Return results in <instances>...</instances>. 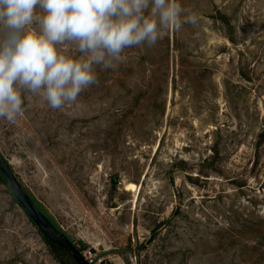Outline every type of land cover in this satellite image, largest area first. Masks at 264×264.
Here are the masks:
<instances>
[{"label": "rangeland", "instance_id": "374dc122", "mask_svg": "<svg viewBox=\"0 0 264 264\" xmlns=\"http://www.w3.org/2000/svg\"><path fill=\"white\" fill-rule=\"evenodd\" d=\"M180 2L198 23L97 67L78 104L25 93L0 120V153L94 264H264V0ZM59 257L0 174V264Z\"/></svg>", "mask_w": 264, "mask_h": 264}, {"label": "clouds", "instance_id": "9594fccd", "mask_svg": "<svg viewBox=\"0 0 264 264\" xmlns=\"http://www.w3.org/2000/svg\"><path fill=\"white\" fill-rule=\"evenodd\" d=\"M197 23L180 0H0V120L23 116L25 93L53 110L78 104L97 67L116 71L128 50Z\"/></svg>", "mask_w": 264, "mask_h": 264}, {"label": "water", "instance_id": "95a60500", "mask_svg": "<svg viewBox=\"0 0 264 264\" xmlns=\"http://www.w3.org/2000/svg\"><path fill=\"white\" fill-rule=\"evenodd\" d=\"M0 173L12 195L49 241L70 253L78 264H93L84 257L73 241L64 232L59 230L36 205L32 197L27 193L16 177L10 163L1 153ZM114 182L117 183V180Z\"/></svg>", "mask_w": 264, "mask_h": 264}, {"label": "trees", "instance_id": "16d2710c", "mask_svg": "<svg viewBox=\"0 0 264 264\" xmlns=\"http://www.w3.org/2000/svg\"><path fill=\"white\" fill-rule=\"evenodd\" d=\"M264 138V130H262L261 134L259 135L258 139H262ZM1 174V173H0ZM32 199L34 200V202L36 203V205L40 208V205L37 203L36 199L31 195ZM45 215L52 221V223L59 229L62 231V229L49 217V215L44 212ZM46 238V237H45ZM47 239V238H46ZM49 245L51 246V248L60 256V263L61 264H66V262H71L72 264H78L74 258L71 256L70 253H68L66 250L54 245L51 241H49L47 239ZM76 245V244H75ZM77 248L80 250V252L83 254V250L77 246Z\"/></svg>", "mask_w": 264, "mask_h": 264}, {"label": "built area", "instance_id": "2783aa9c", "mask_svg": "<svg viewBox=\"0 0 264 264\" xmlns=\"http://www.w3.org/2000/svg\"><path fill=\"white\" fill-rule=\"evenodd\" d=\"M83 255H84V257H85V254L83 253ZM89 255L91 256V259H92V252L91 251H89ZM96 260V258L95 259H93V260H88L90 263H93L94 264V261Z\"/></svg>", "mask_w": 264, "mask_h": 264}, {"label": "bare ground", "instance_id": "6f19581e", "mask_svg": "<svg viewBox=\"0 0 264 264\" xmlns=\"http://www.w3.org/2000/svg\"><path fill=\"white\" fill-rule=\"evenodd\" d=\"M134 188V185L131 184V185H128V189H133Z\"/></svg>", "mask_w": 264, "mask_h": 264}]
</instances>
